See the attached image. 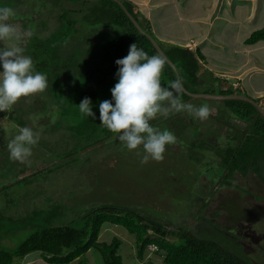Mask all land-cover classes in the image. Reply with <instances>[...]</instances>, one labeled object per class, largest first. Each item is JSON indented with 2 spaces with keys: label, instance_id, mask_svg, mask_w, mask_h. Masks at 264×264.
<instances>
[{
  "label": "trees",
  "instance_id": "obj_1",
  "mask_svg": "<svg viewBox=\"0 0 264 264\" xmlns=\"http://www.w3.org/2000/svg\"><path fill=\"white\" fill-rule=\"evenodd\" d=\"M70 1H94L101 8L92 10V18L91 14L83 12L85 8L80 9V5L78 10L72 8ZM118 1L120 3L114 0H62L61 3L57 0H0V7L14 9L15 16L10 20L22 21L24 25L26 19L19 14L21 8H59L55 15L58 24L45 35L39 30L33 31L22 48L24 55L32 58L34 70L46 74L48 78V87L40 94L44 97L47 109L51 111L50 117L54 111V121L60 130H63L59 131V135L63 134L64 137L60 143V146L64 144L61 146L63 152L54 164L61 168L69 167L72 161L73 165L81 167L86 161L77 164V159L88 157L95 149L104 147V144L109 146L120 142L117 133L100 124L99 104L103 100L112 99L111 89L118 82V66L115 61L128 55L131 44L136 43L137 47L146 51L149 56L160 54L148 36L157 42L161 50L160 55L167 60L161 77V83L165 87L170 81L181 79L184 89L189 93L241 94L225 79L215 76L212 70L203 68L205 57L199 46L193 49L157 40L152 34L148 20L134 12L132 3L127 0ZM128 13L145 34L129 20ZM80 22L81 27L88 28L89 31L91 26L103 23L104 30L96 36H90L87 32L83 33L82 28H77L76 25ZM259 41H264V24L250 33L244 44L253 45ZM85 97L92 101L95 118L82 116L79 112L78 105ZM188 99L190 96L183 92V102ZM195 101H206L214 107L208 118L210 123L221 125L222 129L229 132V142L225 147L209 145L212 147L211 152L215 154L214 162L222 169V177L219 180L221 185L234 187L232 179L236 172L242 175L253 172L264 182V119L255 107L239 100L217 102L194 99L193 102ZM17 110L20 108L12 107L8 117L19 125L18 127H24L19 116L10 114ZM3 113L4 111L0 112L2 116ZM185 114L186 112L172 114L167 119L157 117L151 123L155 127L174 133L177 143L172 146L182 144L189 152L196 143L201 142L200 145H204L206 142L208 145L209 143L204 142L200 136L199 129L192 127V116L187 114L188 121L184 122ZM185 124L191 125V128L185 130ZM200 138L202 140H199ZM120 146L126 148L121 142ZM47 151L50 153L52 147ZM27 172L25 166L18 169L15 175L10 177L8 184L0 186V197L5 195L9 188V192H14L15 186L21 184L26 177L36 174L29 172L27 175ZM6 197L9 196L6 194ZM31 199L32 196L27 201H13V205L11 198L10 201L2 202L0 264H19L23 257L33 252H39L48 264H86L83 256L90 249L99 253L104 264H122L118 254L120 240L113 237L109 243L99 241V234L106 224L120 226L134 236L135 256L141 264H252L216 241L197 237L188 228L171 229L132 209L117 205L103 204L82 210L75 213L73 219L66 224L51 225L53 218L60 216V207H36ZM8 205L10 211L3 213V208ZM20 205H23L21 209H24L19 212L15 209ZM18 213L21 215L17 216ZM23 230H30V233L13 248L6 249V246H2L4 240L14 236V232L17 234L16 232ZM149 246L155 247L153 253L160 259L159 262L145 259Z\"/></svg>",
  "mask_w": 264,
  "mask_h": 264
},
{
  "label": "rangeland",
  "instance_id": "obj_2",
  "mask_svg": "<svg viewBox=\"0 0 264 264\" xmlns=\"http://www.w3.org/2000/svg\"><path fill=\"white\" fill-rule=\"evenodd\" d=\"M57 1L62 2V0ZM253 2L254 8H257L255 13L236 34L234 31H229L227 25L218 22L210 27V38L204 44L206 46L205 54L208 58L206 62L209 65L203 62V68L213 71L216 69L210 66L213 65L227 69V62L224 61L226 59L222 60L220 56L223 58L229 56V47L234 46L235 39L237 43L235 50H240L242 46L244 47V42L241 43V39L245 33L249 35L259 29L260 23L264 20V0ZM69 5L76 10L80 5V9L85 8L83 12L91 14L92 18H94L92 10L101 8L94 1H70ZM173 5L149 8L148 21L152 28V34L162 42L172 41L171 37H173L175 43H179L176 37L172 36L173 31L170 29L171 26L176 25L174 20L170 17L166 18L164 14L171 10ZM238 8H246V6L242 5ZM199 9L197 8V10ZM176 10L178 11L177 8ZM182 10L181 8L180 11L182 12ZM58 11L59 8L24 7L18 13L26 19L25 25L22 21L10 20L9 22L18 26L22 33L30 32L32 34L33 31L39 30L42 35H45L58 24L55 17ZM138 12L145 14L146 10L139 9ZM102 24L91 26L90 31L88 28L81 27V22L76 26L82 28L83 33L96 36L99 34L98 32L102 33L104 30ZM184 26L188 27L186 23ZM27 37L22 36L20 40L9 39L0 42V47H22L26 43ZM233 38L235 39L232 40ZM70 45H72L71 42ZM262 46L263 49L256 47L254 51L260 57H264V44ZM238 52L235 54L230 52V54L238 60ZM0 71H2V67H0ZM215 73V76L224 78L222 75H218L221 73ZM257 74L261 73L255 72L251 80L253 84H256ZM230 80L227 81L233 87H237L234 79ZM241 84V94L254 98L247 88L246 81ZM258 85V88L264 85L261 78H259ZM254 86L256 87V85ZM193 101L186 103L197 106L208 104L206 101ZM257 102L264 104V99H258ZM13 107H19L20 110L10 114L19 116L24 126L39 132L40 140L32 149L30 163L11 160L7 145L18 134L19 125L9 119V111H4V116L0 114V186L9 182L10 177L14 176L21 167H26L27 175L29 172L36 174L26 177L21 184L14 187V192H9L10 188L7 189L5 195L0 197V207H2V202L10 198L13 205V201L16 203L27 201L32 196L31 200L36 207L49 209L51 206H59L61 214L53 218L51 225H62L72 220L75 213L82 210L103 204L117 205L132 209L171 229L188 228L197 237L216 241L252 264H264V182L260 181L253 172H248L246 175L236 172L232 179L234 187L221 185L219 180L222 177V169L214 162L215 154L211 152L212 147L209 146L211 144L212 146L225 147L229 142V132L222 129L221 125H213L209 119L201 121L192 117V127H197L203 141H207L209 144L206 145V142L204 145H200L201 142L196 143L192 151L189 152L182 144L167 145L162 162L150 160L147 164H142L140 162L143 155L142 148L129 151L127 148L123 149L120 142H116L109 146L104 144V147L95 149L94 153L88 157L77 159L75 162L77 164L86 161L81 167L73 165L72 161L69 163L71 167L69 165V167L61 168L54 164L57 163L61 152H63L61 146L64 144L60 146V143L64 137L63 134L59 135V131L63 130H60L54 121L56 120L54 111L50 117L51 111L47 109L44 97L38 93L21 98ZM184 116V122L187 123L189 118L187 113ZM188 127L191 128V125L185 124L183 128L186 130ZM214 131L215 136H213ZM70 137L73 147V137L72 135ZM182 141L185 143L184 140ZM50 147H52V151L47 153ZM137 152L140 155H137ZM49 168L50 170H48ZM6 194L9 197H6ZM23 203L27 205L26 202ZM22 207L23 205H20L15 210L20 212L24 209H21ZM9 211L8 205L3 208L2 212L8 213ZM16 233L14 232L13 237L4 240L2 246H6V249L13 248L30 233V230ZM113 237L120 240L118 254L122 264H141L135 256L133 235L120 226L104 225L99 234V241L109 243ZM83 259L86 264H104L99 253L94 249H90ZM145 259H152L154 262L160 261L153 253V247L148 248Z\"/></svg>",
  "mask_w": 264,
  "mask_h": 264
},
{
  "label": "clouds",
  "instance_id": "obj_3",
  "mask_svg": "<svg viewBox=\"0 0 264 264\" xmlns=\"http://www.w3.org/2000/svg\"><path fill=\"white\" fill-rule=\"evenodd\" d=\"M13 16V8L0 7V42L20 40L22 36L31 35L30 32L22 33L18 26L9 22ZM115 63L118 66V82L111 89L112 99L99 104L100 124L117 133L127 150L142 148V164L150 160L162 162L166 146L177 143V138L172 131L155 127L151 122L157 117L167 119L181 112L204 121L210 117L213 109L209 104L197 106L186 103L190 102L189 99L183 102L181 79L170 81L167 87L161 83L166 61L160 54L149 56L133 43L128 55ZM0 67V112L10 111L21 98L42 93L48 87L47 75L34 70L32 58L24 55L22 47H0ZM78 109L82 116L95 118L89 97L81 101ZM39 140L40 133L31 127H18V134L7 145L9 158L30 163L32 149ZM137 155L140 153L137 152Z\"/></svg>",
  "mask_w": 264,
  "mask_h": 264
},
{
  "label": "crops",
  "instance_id": "obj_4",
  "mask_svg": "<svg viewBox=\"0 0 264 264\" xmlns=\"http://www.w3.org/2000/svg\"><path fill=\"white\" fill-rule=\"evenodd\" d=\"M133 4L134 12H138L139 9H145V14H139L144 16L147 20L150 17L149 8H163L165 6H169L170 4H174L172 9L168 12H165V16L170 17L174 20L176 25L171 26L170 29L173 31L174 37L179 43H175L173 37H171L172 41H168L172 44H181L195 49L199 46L202 55L205 57L204 63L209 65L206 60L205 50L206 46L204 45L210 38V27L218 22L223 25H227V29L229 31H234V34L238 32L239 29L243 28L244 23H248L253 13H255L254 2L255 0H167V1H157L151 2L152 0H127ZM246 6V8H238L240 6ZM178 9V11L176 10ZM183 9L182 12L180 11ZM194 8V9H191ZM197 8H200L197 10ZM149 22V21H148ZM183 22V23H182ZM150 23V22H149ZM187 24V28L184 24ZM261 25L258 27L260 29L264 24V20L260 23ZM151 27V25H150ZM152 31V28H151ZM203 31V34L201 32ZM176 34V35H175ZM250 35V34H249ZM244 35L241 39V43L249 36ZM237 38V37H235ZM233 38L232 40H234ZM165 41V42H167ZM264 41H259L253 45H245L240 50H235L237 47L236 39L234 40L233 45L229 47V51L231 53L238 52V60H236L229 52V56L227 58H223L222 60L226 61V68H218L216 66L210 65L214 69L212 72L214 75L215 72H219L224 77L226 81L230 79H234L237 84V89L242 91L241 83H247V88L251 91V94L254 96L253 99H264V85L258 88L259 78L264 81V57H260L257 53H254L255 48H262ZM261 52V50H260ZM254 53V54H252ZM258 71V79L256 80V84L252 83V77L255 75V72ZM220 77V76H219ZM231 77V78H229ZM250 78V82H249ZM229 81H227L229 83ZM249 82V83H248ZM232 85V84H231ZM256 85V87L254 86ZM250 97V96H249ZM252 98V97H251ZM259 105L264 109V104ZM19 264H48L46 263L39 252H33L27 254L23 257Z\"/></svg>",
  "mask_w": 264,
  "mask_h": 264
},
{
  "label": "water",
  "instance_id": "obj_5",
  "mask_svg": "<svg viewBox=\"0 0 264 264\" xmlns=\"http://www.w3.org/2000/svg\"><path fill=\"white\" fill-rule=\"evenodd\" d=\"M114 1H117L118 3H120L118 0H114ZM127 16L129 18V20L134 24V26L141 33H144L140 29L138 23L135 21V19L129 13L127 14ZM148 38H149L151 44L153 45V47L157 50V52L161 54V50H160L159 45L157 44V42L152 37L148 36ZM164 59L166 60V58H164ZM184 92L188 96H190V99H189L190 101L194 100V99H203V100H210V101L239 100V101L247 102V103L251 104L252 106H254L256 111L258 112V114L264 119V109L253 98H251V97H249V96H247L245 94L232 93V94H228V95H223V94H208V93H189L185 89H184Z\"/></svg>",
  "mask_w": 264,
  "mask_h": 264
}]
</instances>
